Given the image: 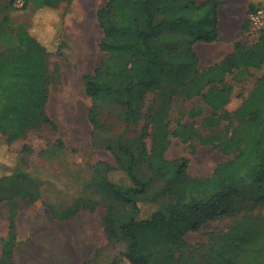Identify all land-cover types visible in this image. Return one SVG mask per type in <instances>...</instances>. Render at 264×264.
<instances>
[{"label": "rangeland", "instance_id": "rangeland-1", "mask_svg": "<svg viewBox=\"0 0 264 264\" xmlns=\"http://www.w3.org/2000/svg\"><path fill=\"white\" fill-rule=\"evenodd\" d=\"M107 1L67 0L56 28L49 27L48 31L36 28L40 34H49L47 112L58 129L38 123L11 144L16 150L30 146L18 171L37 181L42 192L35 202L21 201L15 264H119L128 246L125 240L108 238L103 218L109 212L111 202L116 203L112 205L113 213L117 210L126 218H130L133 205L122 202L121 198L118 200L107 184H113L128 198L131 192L140 195L135 205L147 214L157 206H168L173 198L167 192L163 178L150 171L147 177L142 173L144 180L136 183L118 162L119 155L124 165L129 162L127 154L119 150L120 146L124 145L144 158L158 154L163 139L168 138L171 143L163 151L167 158L186 156L190 159L192 175L209 176L218 163L233 155L215 147L219 142L216 137L213 141L203 138L214 134L224 137L231 132L238 122L236 111L264 75V55L261 49L255 48L253 63L226 74L225 87L229 93L219 109H213L204 97L212 86L207 85L195 95H188L183 89V84L188 82L194 86L203 70L222 62L228 55L239 51L242 55H250L243 46L246 38L250 44L257 42L250 32H245L244 25L251 6L262 1L218 0L219 38L213 42L195 41L196 68L187 69L192 54L186 45L173 53L167 46L176 44L178 36L188 38L190 27L182 24L178 29L165 28L160 46L165 49L167 58L177 64L178 73H168L160 85L147 89L138 112L128 120L124 105L116 102L104 105L101 109L103 126L93 133V125L88 119L92 102L86 93L84 75L92 73L100 62L110 58L99 46L104 32L98 10ZM206 1L195 0L191 10H186L189 0H158L157 7L169 4L171 12L192 17L201 12L198 5ZM21 3L22 0H0L1 52L9 47H19L18 31L22 19L7 25L5 16L10 13L11 5L20 6ZM162 11L164 8L159 7V20L163 18ZM226 17L232 19L231 24L226 22ZM213 24L214 21H210L208 29L203 30L204 37L212 33ZM61 45L60 55L56 51ZM214 111H218V120L206 125L204 120ZM162 122L166 131L161 129ZM179 123L192 124L200 137L185 139L175 135ZM4 142L5 138L0 134V144ZM134 183L137 189H131ZM263 195L264 185L260 183L247 181L241 185L227 200L236 214L210 220L200 231L189 232L186 235L189 245L179 251L192 252L196 264H264V203L258 202ZM6 214V204L0 202V254L8 234Z\"/></svg>", "mask_w": 264, "mask_h": 264}, {"label": "trees", "instance_id": "trees-1", "mask_svg": "<svg viewBox=\"0 0 264 264\" xmlns=\"http://www.w3.org/2000/svg\"><path fill=\"white\" fill-rule=\"evenodd\" d=\"M260 1L258 5L251 6L249 12L264 6V0ZM157 2L108 0L98 10L99 23L104 32L99 46L110 58L100 62L92 73L84 75L86 93L92 102L88 119L93 125V133L103 126L101 109L104 105L110 102L124 105L128 120L138 112L147 89L160 85L168 73H178L177 64L167 58L165 49L160 46L165 28L178 29L182 24L190 27L188 38L178 36L176 44L167 45L170 53L186 45L192 54L191 61L186 64L187 69H195L198 63V55L193 51L195 41L213 42L219 38L218 0L199 4L201 12L192 17L171 12L169 4L160 5L164 8L161 20ZM66 3L67 0H23L20 6L11 5L10 13L5 16L7 25H12L15 20L22 19V22L18 31L19 47L0 51V134L5 138L4 144H0V202L6 204L8 221L0 264H15L17 216L21 201L32 203L42 195L40 184L18 171L30 146L16 150L11 144L38 123L43 122L58 129L57 123L47 112L50 98L47 64L51 53L47 43L49 34H40L36 28L44 31H48L49 27L56 28ZM194 3L195 0H189L186 10H191ZM210 21H214L212 33L204 37L202 32L208 29ZM244 30L250 32L248 18ZM5 36L9 37L7 31ZM56 37L57 31L54 34ZM243 46L250 55H242L240 51L228 55L222 62L203 70L195 80L199 83L194 86L185 83L183 89L187 90L188 95H195L200 94L207 85L212 86L204 97L213 109H219L229 93L225 87L226 74L244 64L253 63L255 48L261 49L264 55V34L253 44L246 38ZM61 48L62 45L58 47L57 54H62ZM218 115V111H214L204 123L209 125L217 121ZM235 116L238 122L230 133L224 137L214 134L203 138L213 141L216 137L219 142L215 147L233 155L218 163L209 176L192 175L189 172L190 159L186 156L167 158L163 151L171 143L168 138L163 139L158 154L144 158L121 145L119 150L129 157L127 166L116 150L109 146L112 152L119 155V164L136 183L144 180L142 173L147 177L150 171L152 175L163 178L167 192L173 197L168 206L153 210L148 217H141L135 205L140 195L131 192L128 198L113 184H107L118 200L121 198L122 202L133 205L130 218H126L117 210L113 213L112 205L116 203L111 202L109 212L103 218L108 238L125 240L128 246L119 264H196L192 252L179 251L189 245L186 235L200 231L210 220L235 215L236 210L228 205L227 200L247 181L264 185V75ZM161 129L166 131L164 123ZM174 134L185 139L200 137L192 124L179 123ZM139 165H144L147 172L135 171ZM136 183L131 189H137ZM258 202L264 203V195L259 197Z\"/></svg>", "mask_w": 264, "mask_h": 264}, {"label": "built area", "instance_id": "built-area-1", "mask_svg": "<svg viewBox=\"0 0 264 264\" xmlns=\"http://www.w3.org/2000/svg\"><path fill=\"white\" fill-rule=\"evenodd\" d=\"M21 4H23V0ZM248 20L251 37L258 41L261 34H264V6H258L256 9L250 11Z\"/></svg>", "mask_w": 264, "mask_h": 264}, {"label": "crops", "instance_id": "crops-1", "mask_svg": "<svg viewBox=\"0 0 264 264\" xmlns=\"http://www.w3.org/2000/svg\"><path fill=\"white\" fill-rule=\"evenodd\" d=\"M219 13H220V6H219ZM226 22L228 21L229 24H231V18L230 17H226ZM220 27V25H219ZM218 54L215 55V57L217 56ZM215 57H212V59H214ZM141 170H144L145 172H147V168L144 167V165H139L137 168H135V171H141ZM158 208H161V206H157L155 207L154 209H158ZM151 211L147 214V212H145L144 210H141L139 211L138 215H140L141 217H148L150 215Z\"/></svg>", "mask_w": 264, "mask_h": 264}]
</instances>
